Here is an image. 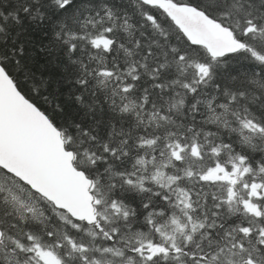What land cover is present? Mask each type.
Wrapping results in <instances>:
<instances>
[{"label":"snow or ice","instance_id":"obj_1","mask_svg":"<svg viewBox=\"0 0 264 264\" xmlns=\"http://www.w3.org/2000/svg\"><path fill=\"white\" fill-rule=\"evenodd\" d=\"M0 264H264V0H0Z\"/></svg>","mask_w":264,"mask_h":264}]
</instances>
